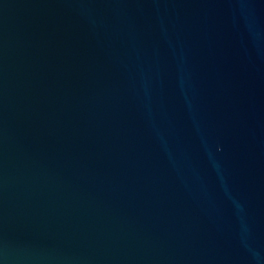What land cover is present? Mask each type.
<instances>
[{"label": "water", "instance_id": "1", "mask_svg": "<svg viewBox=\"0 0 264 264\" xmlns=\"http://www.w3.org/2000/svg\"><path fill=\"white\" fill-rule=\"evenodd\" d=\"M0 264H264V0H0Z\"/></svg>", "mask_w": 264, "mask_h": 264}]
</instances>
